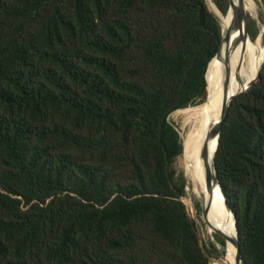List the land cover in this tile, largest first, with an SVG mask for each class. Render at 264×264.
Masks as SVG:
<instances>
[{
  "label": "trees",
  "instance_id": "1",
  "mask_svg": "<svg viewBox=\"0 0 264 264\" xmlns=\"http://www.w3.org/2000/svg\"><path fill=\"white\" fill-rule=\"evenodd\" d=\"M222 38L207 0H0V264H225L184 202L170 121L222 94ZM215 166L246 263L264 264V66Z\"/></svg>",
  "mask_w": 264,
  "mask_h": 264
},
{
  "label": "bare ground",
  "instance_id": "2",
  "mask_svg": "<svg viewBox=\"0 0 264 264\" xmlns=\"http://www.w3.org/2000/svg\"><path fill=\"white\" fill-rule=\"evenodd\" d=\"M208 1L211 9L220 19L224 20L226 16L222 14L216 5L217 10L214 9L213 4L215 3L212 0ZM245 3L246 11H256V0H245ZM236 35L239 42H236L235 45L233 44L232 49L229 50V58L233 72L232 88L234 93L240 92L242 88H245V86H248L254 81L264 66V27L261 34L253 41L250 37L247 39L244 32ZM225 56L226 49L224 48L221 58H214L209 70L212 83L219 89H225L226 77L225 79L218 81L212 77L211 73L214 65L222 61ZM251 69H257L256 74H252L250 71ZM224 100L225 92L212 101L199 106L182 109L177 112L183 114L184 118V155L189 165L195 188L201 193V199L203 202H210V213L214 217L218 226L226 231L229 236L235 238V221L233 215L225 206V199L222 191L217 186H210L208 182L209 176L214 175V154L217 149V140L213 138L214 145L209 147V152L211 154L210 164L208 163L206 156L207 151L205 146V141L210 130L221 120ZM203 143L204 149L202 150ZM236 255V246L232 242L227 241V252L225 256L226 264H237Z\"/></svg>",
  "mask_w": 264,
  "mask_h": 264
},
{
  "label": "water",
  "instance_id": "3",
  "mask_svg": "<svg viewBox=\"0 0 264 264\" xmlns=\"http://www.w3.org/2000/svg\"><path fill=\"white\" fill-rule=\"evenodd\" d=\"M212 12H214V11L212 10ZM214 14L217 16V14L215 12H214ZM249 15L253 19H255V17H253V15L247 13L245 0H229V8H228L227 14L225 15L226 18L223 20L217 16V18L220 20L221 25H222L223 38H222L220 50H219V52L215 58H221L223 51H224V48L226 49V57H225L226 58L225 100H224V108L222 111L221 120L217 124V126L215 127V129L213 130V133H212V137L217 140V149H216L215 154H214V175L209 176L208 182H209L210 186H215V187L217 186L221 189L222 194H223L224 199H225V206L231 212V214L233 215L234 221H235L236 237L232 238L231 236H229L226 233V231H224L221 228L214 226L209 221V212H210V207H211L210 202H202V205H201V211H202L205 223L207 225H209L210 227H212L214 229V231L216 233H218L221 237H223L226 241H230L236 246V248H237V255H236L237 264H247V263H246V260L243 256L241 248H240V242H239L237 225H236L237 221H236L235 214L232 211V209L230 208V206L227 202L226 196H225V194L222 190V187L220 185V181H219L218 174H217V169L215 166V156H216V153L218 151L220 136L222 133V128H223L224 122L228 116L232 101L238 95H240L241 93L250 89L253 86V84L258 80V78L260 77L261 71H262V70L260 71V73L258 74L257 78L254 81H252L248 86H245V88H242L240 90V92H236V93L233 92V88H232V73L233 72H232L231 61L229 58V56H230L229 50L232 49L233 44L235 45L236 42H239V40H237L238 38L236 37L237 36L236 34L239 35L241 32H244L247 39H249V37L252 38V36L250 35V32H249V25H248ZM252 39H254V38H252ZM238 72H239V67H238Z\"/></svg>",
  "mask_w": 264,
  "mask_h": 264
},
{
  "label": "rangeland",
  "instance_id": "4",
  "mask_svg": "<svg viewBox=\"0 0 264 264\" xmlns=\"http://www.w3.org/2000/svg\"><path fill=\"white\" fill-rule=\"evenodd\" d=\"M207 3H208L209 8L211 9V6H210V3H209L208 0H207ZM256 3H257L256 11L250 12L248 10L247 13L253 15V17H255L256 21L260 25V32L258 34V36H259L261 34V32H262L263 27H264V4H263L264 0H259V1L256 0ZM258 6H259V8H258ZM211 11H212V9H211ZM251 40L253 41L254 39L251 38ZM225 60H226V58H225ZM225 63H226V61H225ZM250 71H251L252 74H256L257 69H251ZM225 77H226V75H225ZM222 91L225 92V89H222ZM193 107H195V106H193ZM170 121L177 127V129L179 130V132L181 134L182 140H184L185 130H184V123H183L184 122L183 114H181V113H179L177 111L174 112L170 116ZM216 126H214L210 130V132H209V134H208V136L206 138V141H205V146H206V151H207V153H206L207 155L206 156H207L209 164H210V158H211V154L209 152V147L211 145H214V139L212 137V133H213V130L215 129ZM203 149H204V143H203L202 150ZM179 168L181 170H183V171L185 170L187 176L191 179V182H192L193 193L190 190H188V188H187L186 189L187 190V194L184 197V202L186 203L191 216L196 220V222H197V224L199 226V231H200V235H201V238H202L203 245L207 249H211V245L214 244V245H216L218 247V249L221 252H223L224 251L223 246H221V244L217 241V239L215 237L213 238L207 231V225H206L205 221L202 218V211H201L202 200L199 197L196 196V195H198V196L201 197L202 195L195 188L193 177H192V174L190 172L189 165L187 163L185 155H184V159L182 157L180 159V161H179ZM220 210H221V208H220ZM225 256H226V254H225ZM225 256L223 257V261L226 264ZM220 261H221V259H217V258H213L212 257L210 264H214L215 262L217 263V262H220Z\"/></svg>",
  "mask_w": 264,
  "mask_h": 264
}]
</instances>
